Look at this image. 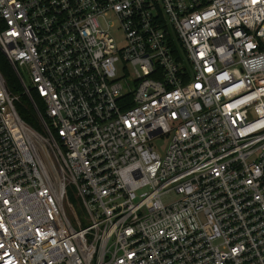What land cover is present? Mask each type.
Listing matches in <instances>:
<instances>
[{
	"label": "built area",
	"instance_id": "built-area-1",
	"mask_svg": "<svg viewBox=\"0 0 264 264\" xmlns=\"http://www.w3.org/2000/svg\"><path fill=\"white\" fill-rule=\"evenodd\" d=\"M0 53V264H264V0H0Z\"/></svg>",
	"mask_w": 264,
	"mask_h": 264
},
{
	"label": "trees",
	"instance_id": "trees-1",
	"mask_svg": "<svg viewBox=\"0 0 264 264\" xmlns=\"http://www.w3.org/2000/svg\"><path fill=\"white\" fill-rule=\"evenodd\" d=\"M0 73L5 81V86L9 95L14 98L13 106L19 118L36 132H42V124L38 116L39 113L45 119V111L42 100L34 90L30 91V97L24 93L18 78L1 53ZM33 102L38 113L34 108ZM54 134L56 136L55 132Z\"/></svg>",
	"mask_w": 264,
	"mask_h": 264
},
{
	"label": "rangeland",
	"instance_id": "rangeland-1",
	"mask_svg": "<svg viewBox=\"0 0 264 264\" xmlns=\"http://www.w3.org/2000/svg\"><path fill=\"white\" fill-rule=\"evenodd\" d=\"M114 37L116 39L117 46H122L124 44V35L122 32L115 31ZM26 82H27V80H26ZM166 143L167 142H165V141H159L158 143H156V148L159 150L160 155H162L163 150H164V146Z\"/></svg>",
	"mask_w": 264,
	"mask_h": 264
}]
</instances>
